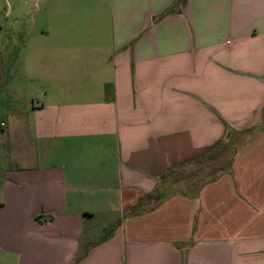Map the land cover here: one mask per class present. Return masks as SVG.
I'll return each mask as SVG.
<instances>
[{
    "label": "crops",
    "instance_id": "0c3cea01",
    "mask_svg": "<svg viewBox=\"0 0 264 264\" xmlns=\"http://www.w3.org/2000/svg\"><path fill=\"white\" fill-rule=\"evenodd\" d=\"M43 2L17 26L32 150L0 160V264H264V0Z\"/></svg>",
    "mask_w": 264,
    "mask_h": 264
},
{
    "label": "rangeland",
    "instance_id": "374dc122",
    "mask_svg": "<svg viewBox=\"0 0 264 264\" xmlns=\"http://www.w3.org/2000/svg\"><path fill=\"white\" fill-rule=\"evenodd\" d=\"M43 11V0H0V160L8 154L13 136L22 139L19 143L22 152L32 150L27 127H14L9 115L30 103L22 69L16 61L17 46L23 38H19L17 26L26 29L40 24L43 20ZM4 123L6 124L3 125ZM242 139L243 136L230 147H218L207 157L170 172L168 180L162 184L164 191L157 194L168 196L176 191L195 192L220 169L229 165Z\"/></svg>",
    "mask_w": 264,
    "mask_h": 264
}]
</instances>
